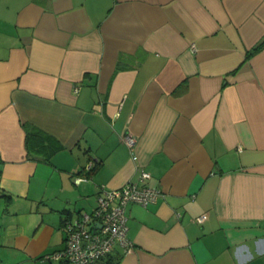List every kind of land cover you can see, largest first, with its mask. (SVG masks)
Returning a JSON list of instances; mask_svg holds the SVG:
<instances>
[{
    "label": "crops",
    "instance_id": "obj_1",
    "mask_svg": "<svg viewBox=\"0 0 264 264\" xmlns=\"http://www.w3.org/2000/svg\"><path fill=\"white\" fill-rule=\"evenodd\" d=\"M261 43L264 0H0V264H59L143 170L162 195L93 264H264Z\"/></svg>",
    "mask_w": 264,
    "mask_h": 264
},
{
    "label": "built area",
    "instance_id": "obj_2",
    "mask_svg": "<svg viewBox=\"0 0 264 264\" xmlns=\"http://www.w3.org/2000/svg\"><path fill=\"white\" fill-rule=\"evenodd\" d=\"M123 141L133 149L136 140L134 136L125 134ZM92 164L93 161L88 162L86 169ZM149 177L150 174L143 170L139 183L129 181L116 189L101 186L95 206L90 211H82L76 217L65 220L64 247L43 258L59 260L61 264H93L106 257L116 244L130 251L132 243L127 236V206L131 203L146 206L162 195L159 189L146 184ZM82 179L85 178L75 180ZM205 218L206 214H202L195 221L201 222Z\"/></svg>",
    "mask_w": 264,
    "mask_h": 264
},
{
    "label": "trees",
    "instance_id": "obj_3",
    "mask_svg": "<svg viewBox=\"0 0 264 264\" xmlns=\"http://www.w3.org/2000/svg\"><path fill=\"white\" fill-rule=\"evenodd\" d=\"M261 44H264V43H261ZM261 44H260V45H261ZM93 166H94V162H93L92 166H91L88 170H87V169H86V170L90 172V171L93 169ZM68 218H73V217H65V219H63V221H62V226H63L62 228H63V232H64V237H63L64 245H65V239H66V233H65V229H64V222H65V220L68 219ZM64 245H63V247H64ZM116 245H117V244H116ZM114 246H115V245H114ZM63 247H62V248H63ZM62 248H61V249H62ZM113 248H114V247H113ZM113 248H112V250H113ZM61 249H59V250H61ZM112 250H111V251H112ZM111 251L107 254V256L111 253ZM107 256H106V257H107ZM106 257H104V258H106ZM104 258H102V259H104ZM102 259H101V260H102ZM49 260L52 261L51 259H49ZM99 261H100V260H99ZM96 262H97V261H96ZM59 264H61V261H59ZM115 264H116V262H115Z\"/></svg>",
    "mask_w": 264,
    "mask_h": 264
}]
</instances>
